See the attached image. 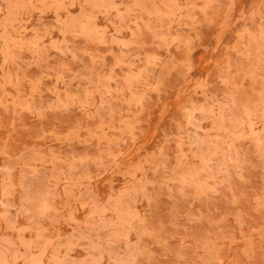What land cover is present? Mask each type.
I'll list each match as a JSON object with an SVG mask.
<instances>
[{
	"label": "rangeland",
	"instance_id": "1",
	"mask_svg": "<svg viewBox=\"0 0 264 264\" xmlns=\"http://www.w3.org/2000/svg\"><path fill=\"white\" fill-rule=\"evenodd\" d=\"M0 264H264V0H0Z\"/></svg>",
	"mask_w": 264,
	"mask_h": 264
}]
</instances>
